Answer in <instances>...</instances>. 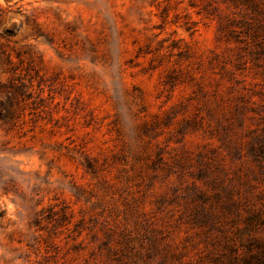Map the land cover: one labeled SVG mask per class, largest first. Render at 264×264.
Returning a JSON list of instances; mask_svg holds the SVG:
<instances>
[{
	"label": "rangeland",
	"instance_id": "rangeland-1",
	"mask_svg": "<svg viewBox=\"0 0 264 264\" xmlns=\"http://www.w3.org/2000/svg\"><path fill=\"white\" fill-rule=\"evenodd\" d=\"M224 13L211 0H0V264H110L103 244L126 231L187 264L225 251L238 224L220 206H205L211 227L193 221L198 163L220 142L183 121L201 109L195 88L163 84L178 62L213 98ZM50 208L67 213L56 228Z\"/></svg>",
	"mask_w": 264,
	"mask_h": 264
},
{
	"label": "trees",
	"instance_id": "trees-1",
	"mask_svg": "<svg viewBox=\"0 0 264 264\" xmlns=\"http://www.w3.org/2000/svg\"><path fill=\"white\" fill-rule=\"evenodd\" d=\"M211 3H221L225 8V13L219 16L220 40L230 48L221 65L220 77L231 87L222 91L223 83L215 82L213 98H210L208 85L198 79L189 66L183 67L178 62L177 67L165 75L163 84L174 88L187 83L195 88L193 100L201 109L192 120L184 117L183 121L188 128L207 127L215 132L213 134L220 142L219 150L227 153L223 157L221 151L212 149L213 161H199L196 180L206 187L201 189L193 185L195 201L200 204L194 211L193 221L202 227H211L217 214L206 211L205 206H220L221 215L238 224L236 237L226 242L225 251L220 255L208 252L203 264H264V0H211ZM190 29L186 28L187 31ZM218 57L216 55L215 60ZM209 65H212L211 60ZM249 75L260 82L251 86L245 79H239ZM9 85L5 87L16 95L21 94L17 86ZM3 105L11 107V99ZM7 118H11V113L4 116V120ZM225 159H229L231 168L225 166ZM48 212L45 220L49 224L54 222L55 228L66 219L64 210L58 217L54 208ZM231 215L235 219L230 218ZM43 220L38 221V226ZM53 235L54 232H49L45 239L48 247L54 246ZM103 246L110 264H187L183 253L173 252L170 244H163L153 235L145 234L137 239L126 231L114 244L109 237Z\"/></svg>",
	"mask_w": 264,
	"mask_h": 264
}]
</instances>
